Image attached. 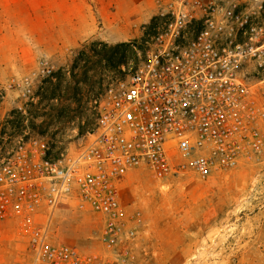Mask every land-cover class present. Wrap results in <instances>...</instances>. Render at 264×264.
<instances>
[{"label":"built area","instance_id":"built-area-1","mask_svg":"<svg viewBox=\"0 0 264 264\" xmlns=\"http://www.w3.org/2000/svg\"><path fill=\"white\" fill-rule=\"evenodd\" d=\"M159 16L169 18L164 30L96 100L95 122L73 155L52 157L44 139L21 137L0 162V220L24 226L38 264H137L143 220L118 189L129 171L207 177L264 154V0H167ZM53 72L39 62V74ZM66 202L101 215L100 250L51 241Z\"/></svg>","mask_w":264,"mask_h":264},{"label":"rangeland","instance_id":"rangeland-1","mask_svg":"<svg viewBox=\"0 0 264 264\" xmlns=\"http://www.w3.org/2000/svg\"><path fill=\"white\" fill-rule=\"evenodd\" d=\"M166 1L153 0L141 13L129 6L125 42L132 46H120L110 56L112 50L94 43L96 37L54 49L56 26L79 9L78 2L0 0V90L5 94L0 102V162L21 137L44 139L52 157L73 155L95 122L96 100L146 58L152 38L159 28L164 30L168 17L148 25ZM94 14L100 27L103 19L98 11ZM116 15L114 1L107 19L113 32L119 27ZM42 59L54 66L50 76L38 73ZM13 109L24 115L6 121ZM118 189L128 213L139 211L143 220L134 248L137 264H264V154L207 177L184 173L158 179L141 167L122 175ZM39 222L47 220L40 217ZM101 226L100 214L66 202L55 212L50 239L98 251ZM0 264H38L17 220H0Z\"/></svg>","mask_w":264,"mask_h":264},{"label":"crops","instance_id":"crops-1","mask_svg":"<svg viewBox=\"0 0 264 264\" xmlns=\"http://www.w3.org/2000/svg\"><path fill=\"white\" fill-rule=\"evenodd\" d=\"M81 1L72 0L75 4L78 2L79 9L68 15L70 18H67L65 22L56 26L58 40L51 42L54 44L55 50L77 46L94 37L107 43L124 42L128 40L129 19L125 13L130 10L129 6L132 7V11L141 13L145 7L150 6L149 2L153 3V0H88V4H81ZM114 1L117 4L116 17L120 19L118 22L119 27H117L115 32L108 28L107 22ZM96 11L100 13L103 19L100 27H97L95 22L94 13ZM44 33L49 35V31L42 30V35Z\"/></svg>","mask_w":264,"mask_h":264},{"label":"trees","instance_id":"trees-1","mask_svg":"<svg viewBox=\"0 0 264 264\" xmlns=\"http://www.w3.org/2000/svg\"><path fill=\"white\" fill-rule=\"evenodd\" d=\"M161 17L159 16V15H156V16H154L153 18H152V20H151V22H150V24L148 25L149 27H154L155 26V24H156V20H158V19H160ZM94 43H101V44H103L104 46H108L111 50H112V53H111V55L110 56H113L114 55V51H116L117 50V48L118 47H120V46H124L125 47V49H130V47L132 46V44H131V42H118V43H114V44H109V43H107V42H103V41H99V40H96ZM94 51V53L96 54V55H101V52H100V50H98V49H94L93 50ZM114 52V53H113ZM106 58V57H105ZM110 58V57H109ZM57 74L60 76V74H61V71H59V72H57ZM4 91H2V90H0V102L3 100V97H4ZM15 114H20V115H24L23 114V112L20 110V109H13L10 113H9V115H8V117H7V119H6V121H9V118H10V116H13V115H15Z\"/></svg>","mask_w":264,"mask_h":264}]
</instances>
